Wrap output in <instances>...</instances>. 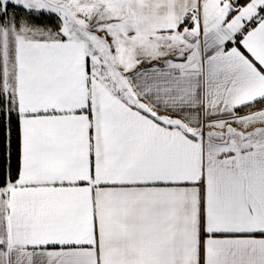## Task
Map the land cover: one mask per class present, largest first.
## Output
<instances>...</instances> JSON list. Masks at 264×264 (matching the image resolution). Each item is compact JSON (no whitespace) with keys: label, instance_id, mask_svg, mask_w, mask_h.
<instances>
[{"label":"snow or ice","instance_id":"obj_1","mask_svg":"<svg viewBox=\"0 0 264 264\" xmlns=\"http://www.w3.org/2000/svg\"><path fill=\"white\" fill-rule=\"evenodd\" d=\"M0 264H264V0H0Z\"/></svg>","mask_w":264,"mask_h":264}]
</instances>
